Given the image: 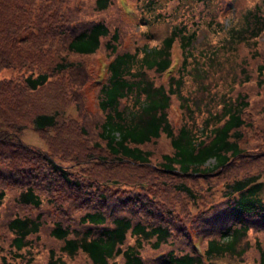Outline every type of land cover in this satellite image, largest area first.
<instances>
[{
  "label": "trees",
  "instance_id": "obj_1",
  "mask_svg": "<svg viewBox=\"0 0 264 264\" xmlns=\"http://www.w3.org/2000/svg\"><path fill=\"white\" fill-rule=\"evenodd\" d=\"M24 1L25 11H15L5 28L9 32L7 41L19 45L12 53L0 51V59L6 60L3 67L15 73V82L8 77L0 79L3 86L17 92L35 89L57 72H65V77L77 85L76 94L81 99L75 100L85 111L87 128H94L96 133L85 157L104 165L129 163L145 167L143 173L149 175L141 173L134 178L110 174L100 178L104 172L91 168V178H82L73 174L77 169L74 161L62 162L49 150L27 145L21 137L20 132L28 124L39 130L54 127L56 111H38L30 116L31 122L5 112L3 120L7 125L0 134V207L7 188L18 189L15 208L6 216L0 212V240L7 238L13 249L8 264L18 258L22 264H33L25 256L31 257L29 237L39 232L52 243L46 264H64L60 258L63 253L69 258L84 257L91 264H109L120 254L125 264H155L163 251L168 252L163 264H203L202 256L193 249L188 222L183 223V233L177 238L168 224L160 222L161 216L171 218L160 203L173 199L171 204L178 198L174 197L176 192L195 200L202 187L212 191L220 178L208 186L196 187L197 182L187 183L186 177L197 176L200 181L203 176L217 174L235 158L249 159V151L264 150V46L259 44V76H236L234 82L242 89L229 91L227 96L219 93L215 109L207 108L200 124L189 125L181 86L194 30L185 32L184 24H176L160 45L143 41L139 50L130 49L122 46L119 24L111 25L112 18H99L91 10L104 11L112 0H90L92 7H85V0ZM32 4L38 14L30 9ZM118 4L127 16L119 1ZM128 21L143 23L136 14ZM227 31L233 45L247 32L258 40L264 31V13L250 8L243 13L241 24ZM34 33L42 36L35 48L43 51L49 47L55 59L53 65L43 67L28 54L35 41ZM104 38L106 41H102ZM100 48L116 52L102 80L89 67ZM173 63L176 66L171 71ZM149 71H154L152 77ZM91 76L94 79L90 81ZM91 85L99 86L93 110L86 107L81 89ZM172 111H183V119L180 115L176 122ZM238 174L228 175L225 183L219 181L220 188L226 191L221 189L214 193L215 198L204 202L208 214L201 217L216 232L204 245L208 259L221 251L235 252L249 225L250 229L256 224L264 225V182L258 181L257 174ZM44 184H48L50 195L43 205ZM158 211L161 213L154 215ZM76 224L81 226L73 227ZM144 240L150 241L153 248L146 255L142 251ZM256 243L264 264V245L260 239ZM185 247L190 252L180 253Z\"/></svg>",
  "mask_w": 264,
  "mask_h": 264
},
{
  "label": "rangeland",
  "instance_id": "obj_2",
  "mask_svg": "<svg viewBox=\"0 0 264 264\" xmlns=\"http://www.w3.org/2000/svg\"><path fill=\"white\" fill-rule=\"evenodd\" d=\"M39 1L37 0L36 3H39ZM118 1L122 4V0H112L104 11L91 10L97 12L99 18H106V16L112 18L111 25L119 24L122 29L123 47L139 50L143 41L148 42V45H160L162 39L171 33L172 28L176 24H184L185 32L194 30V40L192 44L188 45L189 55L182 69L183 82L181 86V93L185 97L188 108L187 110L185 109V120H188L189 125L194 122L200 124L202 118L207 114V108L210 110L215 109L218 104L219 93H224V96H227L229 91L234 93L242 89L238 83L234 82L236 76L257 77L256 65L261 61L260 47L263 48L264 46V33L262 32V35L256 40V37L247 32L245 34L246 37L233 45L228 38L227 29L232 25L241 24L243 13L250 8L259 13H264V0H128L129 5L136 7V16L143 23L128 21V17L119 7ZM25 4L24 0H0V51L3 53H12L14 47L19 45L17 42L10 44L7 41L9 32L5 28L10 23L11 16L15 15V11L17 14L25 11L23 7ZM85 7H92L90 0H85ZM30 9L34 14H38L35 4H32ZM33 36L35 41L30 47L28 54L34 57L35 60L33 59V61L36 63L40 62L43 67L53 65L55 59L48 52L49 47L43 49V51L35 48V43L41 40L42 36L37 33H34ZM102 41H106V39L104 38ZM40 50L42 49L40 48ZM108 57L109 52L100 48L94 58L90 60L89 67L93 68L98 77L103 74V65ZM4 64H6V60L4 58L0 59V79L8 77L12 78V82H15L14 70L12 71L8 66L3 67ZM148 74L152 77L154 71H149ZM93 76L90 77V81L94 79ZM250 83L254 84L253 81ZM3 85V80H0V134L7 125L3 120L5 112L12 113L11 115L18 117L19 120L25 119V121L31 122L30 116L38 111H56L57 124L54 127L45 130L34 128L32 124L23 127L20 132L23 142L29 146H38L44 150H49L56 159L62 162L74 161L77 169H74L73 174L78 173L82 178H91L88 175L91 168L104 172L100 178L110 174L134 178L141 173L143 176L149 175V173H143L146 170L145 167H136L129 163L104 165L89 161L85 157L88 146L92 144L96 133L92 130L94 128H87L86 120L83 116L85 111L80 108L75 100L76 98L81 99L76 94L77 85L74 80L65 77V72L59 71L52 75L45 84L35 89L27 88L26 91L21 89L17 92ZM81 89H84L86 96V107L93 110L95 108L93 102L95 103V96L98 95L99 86L91 85L89 87H81ZM255 89L256 87H254ZM260 100L263 101L261 96ZM171 114L176 122L180 121V115H182L183 119V111L182 113H174L172 111ZM95 118L96 116L93 117V119ZM248 155L251 156L249 159L241 158L239 160L235 158L225 168L218 171L217 174L203 176L204 178H200V181L197 176L186 177L187 183L197 182L196 187L198 185L208 186L220 179L215 182L216 186L212 191L206 190L205 187L198 191L200 194L196 198L200 199L198 203H195L196 199L194 200L181 192L180 194L177 192L174 194V197L178 198L171 204L170 202L173 199L161 202L160 207L166 210L171 215V218L161 216L160 222L168 224L170 230L178 238V235L183 233V223L188 222V224L195 227L203 225L204 219L201 216L202 214H208L204 202L211 197L215 198L214 193L221 192V183L219 181L225 183L229 179L228 175L234 173H239L238 175H240L245 171L247 175H259L257 177L258 181L264 182V150H256L255 153L249 151ZM123 180L130 182L127 179ZM47 186L48 184H44L42 187L43 205L47 203L46 199L50 195ZM128 188H132V186ZM17 193L18 189L7 188L4 203L0 207V212L4 216L15 208L14 200ZM262 195L264 199V190ZM159 213L161 212L158 211L154 215L157 216ZM151 220H153V217ZM76 225L73 227L79 228L78 226H81ZM250 227L251 225L239 239L235 252L227 253L221 251L212 254L211 258L214 264L257 263L255 260L256 252L254 249L250 251V243L258 239V233L252 228L250 229ZM29 238L31 257H25L33 264H46L49 257V247L52 244L50 242L51 239L40 232ZM33 238L35 240L32 243ZM129 241L134 242V239L130 238ZM161 245L168 246L165 243H161ZM151 249L153 248H150V241L144 240L142 251L145 255ZM186 251L190 252L185 247L180 253ZM12 252L13 249L9 246L8 239L0 240V260H4L3 264H8V262L12 261ZM2 256H5L6 259ZM76 257L69 258L63 253L60 258L64 264H91L84 257L80 259ZM13 264H22V262L18 258L13 261ZM109 264H125L123 255L115 256L109 261Z\"/></svg>",
  "mask_w": 264,
  "mask_h": 264
}]
</instances>
